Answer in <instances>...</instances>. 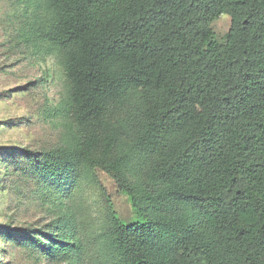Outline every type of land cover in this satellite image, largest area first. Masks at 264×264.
I'll use <instances>...</instances> for the list:
<instances>
[{
  "label": "trees",
  "instance_id": "1",
  "mask_svg": "<svg viewBox=\"0 0 264 264\" xmlns=\"http://www.w3.org/2000/svg\"><path fill=\"white\" fill-rule=\"evenodd\" d=\"M17 3L18 41L63 67L44 112L63 136L2 158L45 218L0 238L50 264H264V0ZM98 170L141 221L119 219Z\"/></svg>",
  "mask_w": 264,
  "mask_h": 264
},
{
  "label": "rangeland",
  "instance_id": "2",
  "mask_svg": "<svg viewBox=\"0 0 264 264\" xmlns=\"http://www.w3.org/2000/svg\"><path fill=\"white\" fill-rule=\"evenodd\" d=\"M23 13L17 0H0V227L9 223L16 227L39 223L45 218L37 200L27 197L28 184H23L21 194L9 189L10 178L5 176L2 158L10 151L25 148L54 149L63 136V127L47 118L44 112L59 101L66 82L65 73L55 57L38 59L18 41L19 29L26 25ZM230 27L228 15H222L213 23L218 42H225ZM14 170L12 166L9 171ZM98 177L119 219L124 224L141 221L114 179L100 170ZM35 258L20 253L17 247L0 238V264H50Z\"/></svg>",
  "mask_w": 264,
  "mask_h": 264
}]
</instances>
